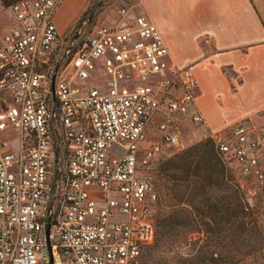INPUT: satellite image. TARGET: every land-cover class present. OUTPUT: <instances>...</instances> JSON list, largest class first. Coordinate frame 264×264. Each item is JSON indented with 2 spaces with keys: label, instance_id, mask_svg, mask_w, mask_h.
<instances>
[{
  "label": "built area",
  "instance_id": "built-area-1",
  "mask_svg": "<svg viewBox=\"0 0 264 264\" xmlns=\"http://www.w3.org/2000/svg\"><path fill=\"white\" fill-rule=\"evenodd\" d=\"M63 2L0 0L15 20L0 29V264H144L158 165L184 121L205 126L199 83L146 16L63 38ZM99 72L105 86H74ZM213 137L264 230V132L241 121Z\"/></svg>",
  "mask_w": 264,
  "mask_h": 264
},
{
  "label": "crops",
  "instance_id": "crops-1",
  "mask_svg": "<svg viewBox=\"0 0 264 264\" xmlns=\"http://www.w3.org/2000/svg\"><path fill=\"white\" fill-rule=\"evenodd\" d=\"M129 1L134 19L142 15L152 21L173 63L191 68L197 78V107L205 119L200 127L220 132L248 121L264 132V0ZM85 3L64 0L55 18L59 32ZM14 23L9 10H0L3 32Z\"/></svg>",
  "mask_w": 264,
  "mask_h": 264
},
{
  "label": "rangeland",
  "instance_id": "rangeland-1",
  "mask_svg": "<svg viewBox=\"0 0 264 264\" xmlns=\"http://www.w3.org/2000/svg\"><path fill=\"white\" fill-rule=\"evenodd\" d=\"M13 1L4 0L8 4ZM129 8V0H86L73 22L65 30L60 29V33L63 38L70 39L80 30L82 43L96 26L131 25L134 17ZM123 9H127L129 14H122ZM105 85L106 78L101 72L85 82H74V86L80 88ZM228 130L230 128L223 131ZM221 132L185 124L182 127V144L164 153L155 177L161 198L158 236L145 251L144 264H264V230L259 204L245 199L237 187L233 170L220 157L213 136ZM200 144H207L216 153L225 166L226 174L220 176L204 203L173 206L174 181L161 167L166 162L177 161ZM174 211L176 224L167 233L164 220Z\"/></svg>",
  "mask_w": 264,
  "mask_h": 264
},
{
  "label": "trees",
  "instance_id": "trees-1",
  "mask_svg": "<svg viewBox=\"0 0 264 264\" xmlns=\"http://www.w3.org/2000/svg\"><path fill=\"white\" fill-rule=\"evenodd\" d=\"M161 170L174 181L172 194L175 203L173 206L181 204L197 206L204 203L207 201V194L218 182L220 176L226 174L224 164L207 144L195 146L190 153L181 156L177 161L164 163ZM160 205L161 201L156 211L157 236ZM176 220L175 211L165 218L167 233L174 229Z\"/></svg>",
  "mask_w": 264,
  "mask_h": 264
},
{
  "label": "water",
  "instance_id": "water-1",
  "mask_svg": "<svg viewBox=\"0 0 264 264\" xmlns=\"http://www.w3.org/2000/svg\"><path fill=\"white\" fill-rule=\"evenodd\" d=\"M56 72H57V71H56ZM55 76H56V73H55V75H54V78H55ZM47 235H48V236L50 235V231H49V230L47 231ZM48 246H49L50 252L52 253V246H51L50 241L48 242Z\"/></svg>",
  "mask_w": 264,
  "mask_h": 264
},
{
  "label": "bare ground",
  "instance_id": "bare-ground-1",
  "mask_svg": "<svg viewBox=\"0 0 264 264\" xmlns=\"http://www.w3.org/2000/svg\"><path fill=\"white\" fill-rule=\"evenodd\" d=\"M62 16V15H61Z\"/></svg>",
  "mask_w": 264,
  "mask_h": 264
}]
</instances>
